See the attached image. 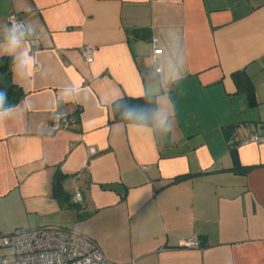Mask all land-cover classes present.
I'll return each instance as SVG.
<instances>
[{"label":"crops","instance_id":"obj_1","mask_svg":"<svg viewBox=\"0 0 264 264\" xmlns=\"http://www.w3.org/2000/svg\"><path fill=\"white\" fill-rule=\"evenodd\" d=\"M11 12L26 25L27 75L5 54ZM10 84L20 97L0 110V234L74 229L109 264H264V141L246 142L264 136V0H0V89ZM145 94L156 109L174 102L172 131L113 120L114 100ZM55 112L77 120L53 129Z\"/></svg>","mask_w":264,"mask_h":264},{"label":"built area","instance_id":"obj_2","mask_svg":"<svg viewBox=\"0 0 264 264\" xmlns=\"http://www.w3.org/2000/svg\"><path fill=\"white\" fill-rule=\"evenodd\" d=\"M7 27L13 20L22 21L16 12L7 18ZM154 60L162 52L158 39H151ZM80 53L87 62L93 60L94 47L82 45ZM159 71V67H155ZM77 120L74 114L55 112L51 127L58 129L73 125ZM247 141H264V136L252 134ZM73 200H83L81 190L76 187ZM183 246L201 245L197 238H186L180 242ZM0 247H11L9 253L0 254V264H109L98 243L91 237L74 229L57 226H39L35 228L18 227L9 233L0 234Z\"/></svg>","mask_w":264,"mask_h":264},{"label":"trees","instance_id":"obj_3","mask_svg":"<svg viewBox=\"0 0 264 264\" xmlns=\"http://www.w3.org/2000/svg\"><path fill=\"white\" fill-rule=\"evenodd\" d=\"M233 78L238 86L240 91H243L247 94L248 99L251 104L255 103V93L253 86L244 74V71L239 70L233 73ZM6 91L12 93L11 100L6 102L4 105H12L16 103L19 99L20 94L18 93V88L12 86L11 84L7 86ZM139 99H135L132 96H122L113 101L111 108L113 113V120L122 121L124 123H142V124H151L154 120V112L156 110V101L155 96L151 94H145ZM134 109L137 117L133 120H127L124 118V113L129 110ZM63 175L60 171H56L53 181V195L62 202V198H65L67 193L63 189Z\"/></svg>","mask_w":264,"mask_h":264},{"label":"clouds","instance_id":"obj_4","mask_svg":"<svg viewBox=\"0 0 264 264\" xmlns=\"http://www.w3.org/2000/svg\"><path fill=\"white\" fill-rule=\"evenodd\" d=\"M25 26V22L13 20L11 26L5 29L3 39L6 41L5 54L12 58L14 71L27 75L34 64V60L26 51H19V46L27 35L24 31ZM139 98L140 97H135V99ZM6 102L7 91L0 89V110H3V106ZM174 114L175 104L173 102L172 112H169L167 107H159L154 112V119L158 121L160 127L166 131H172ZM136 117L137 114L134 109H129L124 113V118L127 120H133Z\"/></svg>","mask_w":264,"mask_h":264},{"label":"rangeland","instance_id":"obj_5","mask_svg":"<svg viewBox=\"0 0 264 264\" xmlns=\"http://www.w3.org/2000/svg\"><path fill=\"white\" fill-rule=\"evenodd\" d=\"M12 251L11 247H0V254L9 253Z\"/></svg>","mask_w":264,"mask_h":264}]
</instances>
